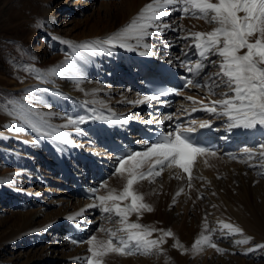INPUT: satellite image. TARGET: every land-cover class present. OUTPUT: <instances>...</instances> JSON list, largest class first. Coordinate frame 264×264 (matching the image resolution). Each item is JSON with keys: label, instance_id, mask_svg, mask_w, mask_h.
Masks as SVG:
<instances>
[{"label": "snow or ice", "instance_id": "obj_1", "mask_svg": "<svg viewBox=\"0 0 264 264\" xmlns=\"http://www.w3.org/2000/svg\"><path fill=\"white\" fill-rule=\"evenodd\" d=\"M174 12H180L182 19H202L211 26L210 30H189L184 36L178 37L189 41L190 47L195 49L194 60L186 58L180 62L189 74L183 77L182 87L204 90L206 93L204 99H197L191 95L185 97L192 104L190 112L202 111L217 120H222L225 130L230 133L238 131L239 134L247 136L249 132H258L261 139L253 146L255 151L252 147H244L243 155L249 161L259 159L260 163L250 164L251 167L264 168V0H151L128 24L105 38L73 42L54 37L53 39L60 40L73 50L71 56L66 58L67 68L63 66L51 68L46 73L31 67L24 70L34 72L36 78L45 83L50 82L49 77L63 76L65 71L73 73L71 79L79 86L84 82V74L76 66L74 59L76 56H79L80 60H85L82 52L90 56L101 53L111 55L116 48L129 52L144 49L139 54L150 55L153 44L148 42L149 40L163 36L166 30L184 31L182 26L173 28L167 21ZM168 46L171 47V44ZM79 90L84 92L82 87ZM48 91V88H29L23 90L21 94H16L17 98L6 101L3 110L9 116L18 117L23 121V125L13 127V131L19 133L26 127L37 135V143L40 142V137H44L76 146L70 138V133L64 130L72 128L76 133L82 134L81 126L90 121L116 125L127 123L131 119L117 117L103 99H93L85 100L82 105L86 115L65 114L61 119L66 122L54 126L50 118L56 116L55 113L42 112L40 108L33 107L36 101L44 104V99L37 93ZM180 94L175 89L161 90L156 95H146L134 103H150L161 96ZM106 111L109 114H105ZM183 111L188 113L189 109ZM175 119L179 121V117ZM173 120L174 116L168 114L156 122ZM212 123V120L208 119H191L186 124L176 122L170 126V131L157 132L153 140H146L142 150L129 151L116 158L117 166L113 175L123 180L122 188L117 190L110 188L107 183H102L98 188L91 190L92 203L67 217L68 220L77 221L85 211L94 208L105 215L108 224L113 225L111 228L98 227L86 240H71L73 245L86 243L89 246L88 255L77 257L81 264H105V258L113 253L132 256L163 252L166 238L174 237V233L171 229H157L140 223L143 213L153 211V207L145 201L144 194L138 191L136 186L144 181L154 183L155 178L160 177L167 169L182 170L187 174L191 186L192 170L197 158L217 155L214 148L207 146L200 137L194 135L200 129L211 128ZM57 127L60 131L56 130ZM176 178L180 179V176ZM101 189H104L106 194L99 195ZM182 192L183 189H180L177 196ZM133 215L137 217L136 221L131 220ZM203 227L205 231L191 245L192 251L199 253L204 247H210L222 253L224 250L213 241L211 234L216 230L209 229L206 219ZM97 232L103 233V237L98 238ZM157 232L160 235L153 238ZM220 232L221 236L244 235L242 228L223 221L220 222ZM252 239L244 237L234 242L236 245H245ZM173 247L181 249L184 253L188 251L178 239ZM258 250H264V243L249 247L247 253Z\"/></svg>", "mask_w": 264, "mask_h": 264}, {"label": "bare ground", "instance_id": "obj_2", "mask_svg": "<svg viewBox=\"0 0 264 264\" xmlns=\"http://www.w3.org/2000/svg\"><path fill=\"white\" fill-rule=\"evenodd\" d=\"M2 1L3 0H0V4L2 3ZM26 1L33 6L34 8L33 12H35L36 16L37 14L38 15L40 14L44 17L43 19H45L44 21L45 23L41 20L38 21L39 23L37 22L34 23V24L36 23L38 24V26L37 25L34 26V32L36 33L42 32L48 34L52 38L60 37L62 39L71 40L70 39L71 35L73 33H76L77 32L76 30H78L79 27L87 26V28H85L86 29L85 31H80L79 35L73 36L74 38L72 39L75 40H71L73 42H83L97 38H105L108 35L118 31L120 28L128 24L131 21V19H133L140 12L143 6L150 3L151 0H124V2L126 3L124 7V11L120 13V12H115L114 10L115 12L114 14L111 13L113 12L111 11V7L115 4V2H108V1L106 2L105 0H101L104 1V3H102V7L104 8L103 12L97 11L98 12V14H96L97 16L87 17L85 20L81 22L73 23V27L68 29L65 32V34L64 31L62 30H60V32L59 30L57 31L58 28H56L57 26L60 25L61 21L59 22L56 21V18L54 16L55 15L54 10L56 8H54L53 7L54 5L52 4L55 1L57 2V0H26ZM81 1L82 0H75L74 3L76 4L72 6L71 11L80 12V8L79 10L77 9V4ZM85 1H87L86 5L92 6V3L97 0H85ZM68 6L69 4L66 3V5L64 4L62 7H64L63 9H67ZM109 20H112L114 24H111ZM46 25L50 28V30L48 28L46 29L47 27ZM210 27L211 26L208 24L207 29H210ZM62 34L63 36L66 37L61 36ZM176 35L177 34L175 31L166 30L163 36H160L157 39L149 40L148 42L153 44V48L151 49V54L147 56H142L139 54L140 51H143L144 49H138L136 51L129 52L125 49L116 48L112 51L111 55H108L106 53H101L99 55H94V56H90L88 53L82 52V55L86 57L85 60H80L79 56H76L74 58L76 60V66L80 68L84 74V82L79 86L76 85L71 79V77L74 74L66 71L64 72L63 76L49 77L48 79L50 82L45 83L43 80L37 79L36 74L34 72H28L22 69L12 70V78L2 81V83L5 84V86L6 85L12 86L11 89L12 91H23L29 88L49 89L47 93H37L38 96H41L44 99V104L41 105L39 101H36L33 104V107L40 108L42 112L49 111L55 113L56 116L50 118V121L54 126H59L66 122L65 120L61 119V117L64 116L65 114H67L68 116L69 115L75 116L77 114L86 115L87 113L83 109L82 105L85 100L91 101L93 99H97V100L103 99L107 104L108 108L111 109V112L115 113L117 117L121 119L123 117H131V119L128 120L127 123H120L116 125H109L107 123H103L100 121H90L82 125V126H86L85 128H89V131L84 132V134L82 133L83 135L80 133L79 136L73 134L74 129L72 128L64 130L70 133V138L74 141V144L76 146L67 145L64 144L62 141H57L55 139L44 138V137H40L39 138L40 142L37 143L36 142L37 135L33 131L27 129L26 127L24 131L19 133L13 131V127L22 126L23 121L19 120L18 117L9 116L7 112L3 110V105L0 104L1 123H2L0 126V131L1 130L3 131V134H0V139L3 138L7 144L11 143V145L12 144L16 145L15 148L10 147L7 144L6 145L3 144V146H0L2 147L0 148V163H1L0 199H2V201L3 199L8 201V199L11 198L12 196L14 197L23 196L31 200V197L32 198L36 197V198H40L39 202L40 204H43L44 203L42 202L43 194L48 195L49 191L52 192L55 191L53 184L59 186L60 190L58 192L61 195L67 193V192L64 193L60 192L61 189H64V191H67L66 189H68L69 192L74 191V183L76 182L91 184L90 187L91 190L93 188L99 187L102 183L108 184V182L110 181L109 177L107 176L108 178L106 177L105 179H102L103 172H100L99 169H97V167H100L99 163H101L100 162L101 160H98L95 157H99L100 154H102L101 152H105L104 149L102 148L103 145L101 147L100 141L101 142L103 140L107 141L106 139L110 135L115 136L119 133H125V131L134 130L136 129L138 124L143 121L149 120L151 121V123H153V121H156L157 118L161 117L159 106L156 105L154 101L143 104L134 103L138 99H142L143 96L145 95L143 96L141 95L142 84L141 82H139V80L136 79L138 75V71L132 70L133 74H130V77L126 76V72L128 70H131L133 67L137 65L135 59H139L145 64H148L150 60L158 59L167 65L174 66L176 69H179L184 73H187L186 69L181 66L180 62L182 61V58L185 56L187 52L194 53L195 49L190 47L189 41H187V44L184 45L186 41L184 42V40L182 39L175 38ZM56 42L60 50L62 51L66 50L67 52L66 56L70 57L73 52L72 48L69 45H65L61 43L60 40L56 39ZM169 43L171 44V47L168 46ZM212 58L215 59V57ZM169 61H171V63H169ZM53 62L55 63L56 59L52 60L50 64H53ZM61 66H63V68L68 67L66 60ZM46 72L48 71H44L43 73ZM131 78L134 79L135 81L134 85L132 87H128L127 89L121 88L123 84H120V82L126 84V81L130 80ZM80 87L84 89V92H81L79 90ZM56 93H60L61 95H56ZM85 93H95V95H85ZM195 93L204 96L206 94L204 90L191 89V88L187 89L185 93H182L180 95L179 100L184 99V101L180 100L174 105L175 110L174 113L172 114L174 116L173 122L177 121L175 117H179L180 119L182 117L189 116L191 114L197 115L198 120H206V119L212 120L213 122L212 124L219 122V120L210 116L208 113L202 111H198L195 113L190 112L192 104L190 101H187L185 97L191 95L196 97L197 99H202ZM95 106L99 107V105H95ZM149 108L156 111V116L149 117L146 114V111ZM70 109L72 113H68ZM183 109H189V112L186 113L183 111ZM105 114H109V113L106 111ZM162 119L163 117L161 118V120ZM218 125L216 126L217 131H219V133L221 134L220 136H224L221 138L220 141L222 142V146H224L226 149L225 151L227 152L228 158L222 160V158L220 159L216 158L217 155L216 157L214 156L198 157L193 166L194 171L192 172V179L194 180L193 181L191 180L190 188L192 187L195 189V187L198 186V184H196L197 181L200 184L205 182L204 180H201V175H202L201 171L204 172L203 170L211 171L208 174L213 173L211 174L212 176L218 174V176L223 175L225 177H230L231 181L230 180L228 181L229 184H233L236 182L239 183L237 184L239 185L237 188L240 189V192L242 191V195L240 197H234L237 198V200L229 195L228 198L229 204L225 203L221 205L220 202H218V206H223V205L234 206V204H238L239 206H250V207L255 206V208L252 209L250 208L253 216L251 217V219H245L244 216L240 215L238 212L236 213V211L234 210H233L234 214H232V217L234 215L236 218L241 220L240 222H242L243 227H245L246 229L253 230L252 229L253 221L255 223L256 221H261L262 219L264 222V203L258 207L257 203L255 202L256 198H254L255 196L260 195V193L264 191V174H262L264 173V168L256 167L257 171H255L254 169L255 167H251L250 164H257V162L255 161L259 160L258 158L249 161L247 157L243 155V150L238 153L236 152L233 153V151L236 150V148L241 145H246V144L252 146L256 145V142L259 139H261V136L258 132H249L247 136L239 134L238 131H233L230 133L225 130L224 123H222L219 126ZM56 130L60 131L58 127ZM0 144H2L1 141ZM36 144H38V146H36V150L40 149L39 147H42L43 149L48 150L51 156L55 155V158L58 156L56 162L59 165H56L58 168V171H56V173H58L59 176L57 175L58 176L57 178H51V179L49 177L43 178L41 174L37 175L36 173H31L29 170L26 169L25 167L26 160H29V157L31 158V156L36 157L38 154L35 153L36 151H34V149L32 148L33 145ZM50 151L53 153V155L51 154ZM233 157H235V159ZM229 160L235 161L234 168L233 165L231 164L229 166L230 163ZM227 165L229 166L228 168H226ZM239 165L240 167L237 168ZM55 168L49 169L51 171L50 176L55 173L54 171ZM224 169H226L227 174L224 172ZM231 169H239V170L233 171ZM164 172L167 173L166 171ZM244 174L248 176L247 179L243 177ZM93 178L96 179L95 183L92 180ZM234 179L236 180V182H234ZM170 180L174 181L173 179ZM256 180L259 184L253 187V185L256 183L255 182ZM69 183H71L70 186ZM122 184L123 182H121V185ZM188 184H189L188 179L187 181H185L184 184H174V183L168 184L167 187L163 189L165 191L164 196L157 200V205L163 203L164 199H170V200L176 199L177 192L180 189H183L184 185H188ZM36 185L38 186V188L36 187ZM110 187L113 186L110 185ZM44 188H46V191L43 190ZM141 190H145L149 192L151 197H153L157 192V189L155 188L148 189L146 187L144 188V186L141 188ZM247 190H249V192L245 193ZM167 191L169 193L172 191L173 198L169 197L168 195L169 193H167ZM103 192L105 193L106 191L104 189H101L99 191V193H103ZM229 193H230V189L227 188L224 191V194L228 196ZM247 196H251V198L247 200L246 198ZM218 198H220V196ZM262 199L264 201V198ZM7 201L4 202L3 205L1 204L0 207L6 206L8 204ZM241 201H245V202L242 203ZM78 202H86L84 203L82 208L85 209L87 205L93 202V199L87 201L80 200ZM248 202H253V203L252 205H250ZM34 203L35 202L33 201L32 202L26 201L25 204H21V206H35ZM48 204H46V206H48ZM13 206H16V204L15 205L13 204ZM76 206L79 209L78 206H82V205L81 203H79ZM231 209L232 208H229V210ZM95 210L96 209L94 208L88 209L87 212L92 213L95 212ZM42 211L43 210H37L22 215L21 217L22 224L21 222H19L21 226H16L12 228L10 232H8L6 235H4V237L0 239V249L4 247L9 248L13 245L20 246V244L26 243L27 239L30 237H36L38 238L37 242H41V239L42 240L45 239L44 237L46 233L49 234L50 232L54 231L56 232V234H58L61 231H63V228L65 226L63 225V223L66 221H69V225H70L69 228H75V230L71 231L72 233L79 234L80 232L82 234L80 240H86L90 236V234L93 233V231L95 232V230L89 231V229L91 230L92 228H94L93 226L90 227L88 231L82 232L83 229H79L80 227L79 224L82 221H79V219L77 221L68 220L67 217L75 213H70L69 211L65 210V208L62 211L51 213L50 215L46 213H42ZM43 215H45L43 222H37L38 218L40 219V217H42ZM158 215H160V217L168 224V227L172 229L174 233V237L171 238L172 240L170 239L171 243L176 242L177 239L180 242H182L181 239L187 235V233L186 234L184 233L189 231L187 229L188 227L186 228L185 225L181 226L173 215L168 216V218L166 215L163 214H158ZM149 217L154 218V215H149ZM4 223L9 224V221ZM0 227H1V222H0ZM247 232L249 233V231ZM56 238H55L56 241L53 244L51 245L49 244L48 247L44 248V251L42 252L41 255H39L38 253L34 254L33 252L25 254L26 255L24 256L25 261L21 264H44L42 261L44 255L48 253L50 254L51 250L53 249H57V250L59 249L60 255H62L61 257H57L58 260H64V258L66 260L67 258L69 260H72L73 258H71V256H75L77 253H78L77 257L84 256L82 254L85 246L84 243L79 244L78 246L73 245L71 243L72 238L70 237V234L68 235V237L65 235L64 237L56 236ZM69 248L70 249L73 248L71 252L72 255L71 254L66 255L67 253H64V251L67 249L69 250L70 253ZM29 251H34V250H29ZM74 251L75 253L73 254ZM175 251H177L178 254L179 249H176ZM21 258L22 257L19 256L16 259L14 258L8 259V262L17 264ZM57 259L55 258L50 259L49 262H54ZM74 263L78 264L77 261H74Z\"/></svg>", "mask_w": 264, "mask_h": 264}, {"label": "rangeland", "instance_id": "obj_3", "mask_svg": "<svg viewBox=\"0 0 264 264\" xmlns=\"http://www.w3.org/2000/svg\"><path fill=\"white\" fill-rule=\"evenodd\" d=\"M105 1L115 2V4L111 7V11H113L111 12L112 14H114L115 12L122 13L124 11V7L126 4L124 0H105ZM74 2L75 0L73 1L72 0H57V2L56 1L53 2L52 5H54L53 7L56 8L54 10V13H55L54 16L56 18V21L58 22L61 21L60 25L56 27L58 28L57 31L59 30L60 32V30H62L64 31V34H65V32L68 29L73 27V23L81 22L85 20L87 17H95L97 16L96 14H98V12L104 11V8L102 7V3H104V1H101V0L94 1L92 3V6L86 5L87 1L82 0L81 2L77 4V9L79 10L80 8V12L71 11L72 6L76 4ZM66 3L69 4V6L67 9H63L64 7L62 6L64 4L66 5ZM33 9H34L33 6L30 3H28L26 0H3L2 3L0 4V104L1 105H4L8 99L17 98L16 94H21L23 92V91H12L11 90L12 86H8V85L5 86V84L2 83V81L4 80L12 78V70H15V69L24 70L26 67H31V68L39 69L40 72L43 73L44 71H49L51 68L61 67V65L66 60L67 52L66 50H63V51L60 50L56 42V39H53L48 34H45L42 32H37V33L34 32V26L36 25L38 26L37 24L39 23L38 21L41 20L44 22L45 19H43L44 17L40 14L39 15L37 14L36 16L35 12H33ZM173 15L168 17L167 21L169 23H172L173 28L182 26V28L184 29V31H179V32L175 31L177 34L175 38L184 36L189 30L191 31L210 30V29H207L208 24L202 19L201 20L200 19L198 20L195 18H183L182 19L180 12H175ZM35 22L37 23L34 24ZM109 22L111 24H114L112 20H109ZM47 28L50 30L48 26L46 27V29ZM85 28H87V26L79 27L78 30H76L77 32L73 33L71 35V38L70 37L69 38L71 40H75V39H72L74 38L73 36L79 35L80 31L86 30ZM61 36H63V34ZM63 37H66V36H63ZM184 42H183L184 45L187 44V40H184ZM54 59H56V62L55 63L53 62V64H50V62ZM195 94L201 97L202 99L205 98L204 95H200L198 93H195ZM205 103H207V100H205ZM68 113H72L71 109L69 110ZM69 116H72V115H69ZM1 124L2 123H1V112H0V126ZM81 127L83 128V134L84 132L89 131V128H85L86 126H81ZM0 132H1L0 134H3L2 130ZM73 132H74L73 134H75L76 136L80 135V133H76L74 130ZM0 141L2 142L0 146H3V144L5 145L7 144L3 138H1ZM7 145L13 148L16 147L15 144L11 145V143H8ZM36 146H38V144L33 145L32 148L34 149V151H36L35 153H38V154L36 157L31 156V158L29 157V160H26V163H25L26 169L29 170L31 173H36L37 175L41 174L43 178L49 177L51 179V178H54V176L56 178V176L59 174L57 173V174H53L54 176L53 175L50 176L51 171L49 169L55 168L56 165H59L56 162L58 159V156L55 158V155H53V153L50 151L51 154L53 155L51 156L49 151L46 149H43L42 147H39L40 149L36 150ZM243 148L244 147H240L235 152L238 153L242 151ZM252 148L255 151V147H252ZM223 154H226V155H223ZM216 158H219V159L222 158V160H224V159H227L228 156H227V153H219V155L217 154ZM229 161H230V163L228 162L229 166L231 164L233 165V168H234L235 161L233 160H229ZM255 162H257V164L260 163L259 160H256ZM109 163H112V165L109 166L111 170L110 171L111 174L109 176L110 181L108 182V186L110 187V185H112L113 187H110V188H116L117 190H120L123 186V184L121 185V182H123V180L119 176L113 175L115 167L117 166V162L115 163L111 160L110 161L108 160L106 164H109ZM229 166L227 165L226 168H228ZM239 167L240 165L237 168ZM254 169L255 171H257L256 167ZM231 170L237 171L239 169H231ZM54 171L55 172L58 171L57 166L54 169ZM165 171L167 173L164 172L162 173L160 177L155 178L154 183H149L148 181H144L136 186L137 190L144 194L145 201L147 203H150L153 207V211L143 213L140 223L145 224V225H150L157 229L162 228V229L168 230L170 229L168 227V224L158 214L166 215L167 218L168 216L173 215L175 219L180 223L181 226L185 225L186 228L188 227L187 229L190 231V234H189V231L184 233V234L187 233V235L185 237L182 236L183 237L181 239L182 242H180L181 244L184 245L185 248L188 249V251L184 253L181 249H179V252L177 254V251H175L177 248L173 247V245L176 242L171 243L170 239L172 237H169V238H166V243L163 245L162 253L153 252L150 255L136 254L132 256H121L119 254L113 253V254H109L105 258V264H264V250H258L253 253H247V249L249 247H254L256 244L264 243V222L263 220L261 219V221H256L255 223L253 221V227H252L253 230H250V229H246L245 227H243L242 222H240L241 220L236 218L234 215L232 217V214H234L233 212L236 211V213L238 212L240 215L244 216L245 219H251V217H253L251 213V209L255 208V206H251V207L250 206H239L238 204H234V206H224V205L218 206V202H220L221 205L228 203L229 195L232 196L233 198L240 197L242 195V191L240 192V189L237 188L239 186L237 184L239 183L236 182L235 180L236 178L234 179V182L236 183L229 184L228 181L230 180V177H225L223 175L218 176V174H215L214 176H212L211 174L213 173L208 174L211 171L203 170L204 172L201 171V174H202L201 180H204L205 182L202 181L203 183L200 184L197 181L196 184H198V186H196L195 189L192 187L190 188L189 184L184 185V188H183L184 191L179 196H177L176 199H173V200L164 199L163 203H161L162 204L161 206V204L157 205V200L164 196L165 191L163 189L167 187V185L170 183L184 184L185 181H187L188 179L187 174L183 173L182 170L167 169ZM193 171L194 170H192V172ZM224 172L226 173V169H224ZM176 176H180V179H177ZM168 177L170 179H173L174 181L170 180ZM243 177L245 179L248 178V176L245 174L243 175ZM193 180L194 179H192V181ZM255 182L256 183L253 185V187L259 184L257 180ZM141 185H143L144 188L146 187L148 189L149 188L157 189L156 194L153 197H151L149 192L145 190H141V188L143 187ZM53 186L55 189L54 192L49 191L48 195L43 194V201H42L44 202L43 204H40L39 202L40 198H36V197H33V198L31 197V200L23 196H18V197L12 196L11 198L8 199V201L4 199L2 201V199H0V205L1 204L3 205L4 202L6 201L9 204V205L7 204L8 206L6 205V206L0 207V222H1L0 239L4 237V235H6L8 232H10L12 228L16 226H21L22 224L21 217L22 215L26 213L37 211V210H43L42 213H46L50 215L51 213L62 211L64 208L70 213H77L83 208V205L86 202H78L77 200H73L69 198L68 196H65L64 194L61 195L58 192L60 190L59 186H57L56 184L55 185L53 184ZM36 187L38 188L37 185ZM227 188L230 189V193L228 194V196L224 194V191ZM43 190L46 191V188H44ZM60 192L64 193L63 190ZM248 192L249 190H247L245 193H248ZM167 193L169 192L167 191ZM99 194L104 195L106 194V192L99 193ZM168 195L169 197L173 198L172 191ZM219 196L220 198H218ZM261 197L264 198V191L261 192L260 195H257L254 197L256 198L255 202L257 203L258 207L264 203ZM246 198L247 200H249L251 196H247ZM234 199L237 200V198H234ZM26 201L27 202L33 201L37 205L34 203L35 206H21V204H25ZM241 202L243 203L245 201H241ZM79 203H81L82 206H78L79 207L78 209L76 205ZM248 203L252 205L253 202H248ZM13 204L14 205L16 204V206H13ZM46 204H48V206H46ZM214 205L215 207H213ZM229 208H232L231 209L232 211L229 210ZM149 215H154V218L149 217ZM44 218H45V215L40 217V219L38 218L37 222H43ZM136 219L137 217L135 215L131 217V220L133 221H136ZM205 219L207 220L209 229L216 230L215 232L211 234L213 235V241L217 243V245L221 249L224 250L222 253H218L215 249H212L210 247H204L203 251L199 253H195L192 251L191 245L195 242V240L199 237V235L205 231L203 227L205 223ZM7 221H9V224L4 223ZM79 221L83 222L79 224L80 228L88 229L92 225L94 228H92L91 231L95 230V232L98 227H109V228L113 227V225L108 224L105 221V215L101 213L98 209H96L95 212H92V213H89L87 211L84 212L83 218L82 217L79 218ZM221 221L232 223L242 228L244 235L243 236H240V235L221 236V232H220V222ZM19 222H21V224ZM257 223H259L260 226ZM63 225L65 226L61 233L56 234V232L54 231L50 232L49 234L46 233L44 237L45 239L44 238H43L44 240L41 239V242H37L38 238L36 237H30L27 239L26 243L20 244V246L13 245L9 248L8 247L1 248L0 249V264H13L11 262H8V259H12V258L16 259L19 256L22 258L19 260L17 264H21L25 261V257H24L26 256L25 254L31 253V252H33L34 254L38 253L39 255H41L42 252L44 251V248L48 247L49 244L51 245L56 241L55 240L56 236L64 237L66 232L69 230V226H70L69 221L64 222ZM246 230L249 231V233ZM96 234L98 238L103 237V233L97 232ZM159 235L160 233L158 232L154 233L153 238H156ZM244 237H252L253 239L251 240L249 244H245V245L235 244L234 241L236 239H243ZM84 245H85L84 251L82 254L85 256V255H88L87 249L89 246L86 243H84ZM29 250H34V251H29ZM72 250L73 248L70 249V253H69V250L67 249L64 251V253H67L66 255H70ZM74 253L75 251L73 252V254ZM61 256L62 255H60L59 249L58 250L53 249L51 250L50 254L48 253L44 255L42 261L44 264H76L74 263V261H77L78 264H81V261L76 260L78 253L75 256H71V258H73L72 260H69L68 258L67 260L65 258L64 260H58L57 257H61ZM54 258L57 260H55L54 262H49L50 259H54Z\"/></svg>", "mask_w": 264, "mask_h": 264}]
</instances>
